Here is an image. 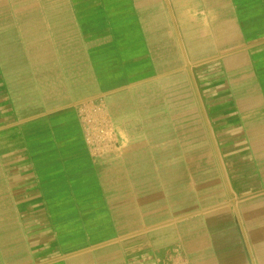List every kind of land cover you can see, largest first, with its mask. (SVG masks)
<instances>
[{
    "label": "crops",
    "instance_id": "1",
    "mask_svg": "<svg viewBox=\"0 0 264 264\" xmlns=\"http://www.w3.org/2000/svg\"><path fill=\"white\" fill-rule=\"evenodd\" d=\"M0 264H264V0H0Z\"/></svg>",
    "mask_w": 264,
    "mask_h": 264
}]
</instances>
